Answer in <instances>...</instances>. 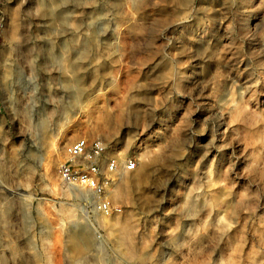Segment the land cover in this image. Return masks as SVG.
Segmentation results:
<instances>
[{
    "label": "rangeland",
    "instance_id": "obj_1",
    "mask_svg": "<svg viewBox=\"0 0 264 264\" xmlns=\"http://www.w3.org/2000/svg\"><path fill=\"white\" fill-rule=\"evenodd\" d=\"M0 264H264V0H0Z\"/></svg>",
    "mask_w": 264,
    "mask_h": 264
},
{
    "label": "built area",
    "instance_id": "obj_2",
    "mask_svg": "<svg viewBox=\"0 0 264 264\" xmlns=\"http://www.w3.org/2000/svg\"><path fill=\"white\" fill-rule=\"evenodd\" d=\"M66 160L58 167L59 179L69 187L89 192L93 205L107 215L119 212L105 196L103 181L117 168L115 159H106V146L99 139L81 138L65 148ZM136 163L128 160L125 171H133Z\"/></svg>",
    "mask_w": 264,
    "mask_h": 264
}]
</instances>
